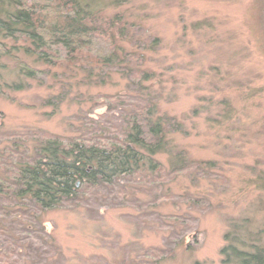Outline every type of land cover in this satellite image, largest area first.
<instances>
[{"label":"rangeland","instance_id":"1","mask_svg":"<svg viewBox=\"0 0 264 264\" xmlns=\"http://www.w3.org/2000/svg\"><path fill=\"white\" fill-rule=\"evenodd\" d=\"M94 2L102 14L118 13L135 24L136 36L148 44L157 41L156 47L149 45L145 65L155 73L156 92L162 93L160 111L183 123L187 133L177 140L193 158L220 168L196 185L178 177L176 194L188 188L203 198L187 217L186 206L165 205L163 214L179 218L165 223L154 212L121 206L122 199L105 189L46 210L41 218L58 249L53 264H125L130 258L134 264L146 259L135 250L139 246L161 250L159 264H222L231 220L247 218L254 231H264L262 0ZM18 45L8 55L0 47V123L15 134L11 141L21 149L38 134L72 137L84 131L87 121L119 115L122 105L104 95L124 93L127 79L113 73L102 86L81 83L70 92L67 74L25 55ZM19 63L41 73L25 79L24 89L13 90L7 85L21 79ZM0 131L1 149L5 139ZM131 197L125 195L134 203Z\"/></svg>","mask_w":264,"mask_h":264},{"label":"trees","instance_id":"2","mask_svg":"<svg viewBox=\"0 0 264 264\" xmlns=\"http://www.w3.org/2000/svg\"><path fill=\"white\" fill-rule=\"evenodd\" d=\"M98 6L94 0H0L2 55L21 42L25 55L68 75L70 92L81 83L102 86L113 73L127 79L124 93L104 95L122 105L119 115L87 121L76 136L38 134L21 149L11 141L15 134L0 123L5 139L0 149V264L56 263L58 249L41 216L91 190L105 189L122 199L121 206L154 212L164 223L179 219L163 214L167 204L186 206L187 217L203 196L188 188L176 194V179L184 176L196 185L220 168L193 158L177 140L187 133L183 123L160 111L162 93L156 92L155 73L145 65L149 45L156 47L157 41L148 44L136 36L135 24L118 13L102 14ZM18 66L21 79L7 85L13 90L24 89L25 79L41 73ZM127 194L134 203L125 199ZM254 230L247 218L230 221L222 264H264V231ZM135 250L146 259L134 264H159L163 257L155 248ZM125 264H133L131 258Z\"/></svg>","mask_w":264,"mask_h":264},{"label":"flooded vegetation","instance_id":"3","mask_svg":"<svg viewBox=\"0 0 264 264\" xmlns=\"http://www.w3.org/2000/svg\"><path fill=\"white\" fill-rule=\"evenodd\" d=\"M262 7L264 8V0H262Z\"/></svg>","mask_w":264,"mask_h":264}]
</instances>
